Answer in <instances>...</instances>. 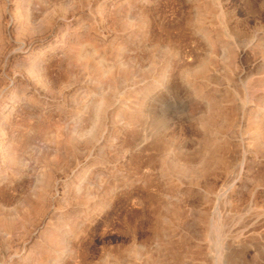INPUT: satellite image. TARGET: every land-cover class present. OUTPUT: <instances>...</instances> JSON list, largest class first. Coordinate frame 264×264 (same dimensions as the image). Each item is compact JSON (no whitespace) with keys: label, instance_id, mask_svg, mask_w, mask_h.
<instances>
[{"label":"rangeland","instance_id":"rangeland-1","mask_svg":"<svg viewBox=\"0 0 264 264\" xmlns=\"http://www.w3.org/2000/svg\"><path fill=\"white\" fill-rule=\"evenodd\" d=\"M125 1L0 0V120L13 113L0 121V264H264V137L252 130L264 131V0H219L240 29L230 37L213 17L193 29L207 0H149L143 51L109 16L133 15ZM93 47L130 73L96 122L103 90L70 61ZM170 66V89L135 95ZM127 96L148 111L136 144L117 118Z\"/></svg>","mask_w":264,"mask_h":264},{"label":"bare ground","instance_id":"bare-ground-1","mask_svg":"<svg viewBox=\"0 0 264 264\" xmlns=\"http://www.w3.org/2000/svg\"><path fill=\"white\" fill-rule=\"evenodd\" d=\"M139 1V2H138ZM136 0L135 2H137V3H135V2H133V0H126L123 4H122V6H123V8H128V9H130V10H132V7L134 8L133 10H134V14L132 15H130V14H128L129 12H125V14L124 15H122L121 16V6H116V7H114L112 10L110 9V11H108V10H106L105 9V6H104V4H102L101 5V8L99 9V12H100V17H101V19L103 20V18L105 17L104 16V14H106V11H108V13H109V16L110 17H113V16H111L110 15V13L111 14H114L117 18H119V19H121V21L120 22H122L123 23V25H124V27H125V29H128V30H130V32L132 33V34H130L132 37H133V39L135 40L136 39V41H137V44L141 47H143V48H141L142 49V51L148 46V41H149V39L147 38V36L145 35V32H148V29L151 27H149L148 28V25H149V21H148V16L146 15L147 14V12H145V6L146 5H148V3H149V0ZM187 1H189V2H193V0H187ZM224 1V0H223ZM222 2V1H221ZM202 3L203 4H201V3H199V7L197 8V13H196V15H195V19L192 21L193 22V29L195 28V31L197 30V31H201V30H203L204 28L202 27L203 25H202V18L203 17H209V18H211V17H213V18H217V20H218V24H219V32L221 33V35L223 34V35H225L226 37H230V36H235L236 35V32H238L240 29H238V27L239 26H237L238 24L236 23H233L232 21L233 20H231L233 17L230 15V13H227V11L226 10H222V7H220V5H219V0H207L206 2H203L202 1ZM228 3V2H227ZM243 3V2H242ZM195 4V3H194ZM74 5V4H73ZM224 5V4H223ZM226 5V4H225ZM100 6V5H99ZM224 8V7H223ZM246 8H248V7H246ZM229 10V9H228ZM59 13L60 12H62V10H60V8L57 10ZM128 11V10H127ZM194 11V10H193ZM113 12V13H112ZM230 12V11H229ZM248 12V11H247ZM150 14V13H149ZM148 14V15H149ZM231 16V17H230ZM35 15H31V21H32V23H34V22H36L35 21ZM115 18V17H114ZM114 18H113V21H115L116 20V18H115V20H114ZM193 19V18H192ZM234 19V18H233ZM150 21H151V19H150ZM118 23V22H117ZM150 24H151V22H150ZM38 26H39V24H38ZM48 26V25H47ZM49 26H50V28L52 29V25L51 24H49ZM241 26V25H240ZM38 28H40V27H38ZM49 28V29H50ZM65 28V27H64ZM50 29V30H51ZM67 29L68 28H65V30L64 31H62V29L61 30H59V33L57 32L56 33V36L58 37V38H60V44L62 45V43H63V39H65V37H67L69 34H67L68 32H67ZM124 29V30H125ZM189 29V28H188ZM25 31V30H24ZM52 31V30H51ZM57 31V30H56ZM55 31V32H56ZM127 31V30H126ZM193 31V30H192ZM195 31H193V32H195ZM63 32H65L64 34H63ZM150 32V31H149ZM148 32V33H149ZM242 32V31H241ZM151 33V32H150ZM199 33V32H198ZM219 33V34H220ZM55 34V33H54ZM127 34V33H126ZM238 34V33H237ZM71 35V34H70ZM127 35H129V34H127ZM200 35H202L201 33H200ZM199 35V36H200ZM208 35H209V33H208ZM222 35V36H223ZM241 35V34H240ZM244 35H246V34H244ZM151 36V35H150ZM197 36V35H196ZM149 37V36H148ZM129 38V37H128ZM203 38V37H202ZM210 38V37H209ZM236 38H238V37H236ZM252 38V37H251ZM67 39V38H66ZM240 39V38H239ZM238 39V40H239ZM263 39V38H262ZM129 40H131L130 38H129ZM247 40V39H246ZM261 39H259V41H260ZM264 40V39H263ZM237 41V40H236ZM240 41V40H239ZM252 41V40H251ZM258 41V40H257ZM58 42V41H57ZM65 42V41H64ZM135 42V41H134ZM154 42V41H153ZM245 42V41H244ZM255 42V41H254ZM253 42V43H254ZM136 43V42H135ZM134 43V44H135ZM162 43V42H161ZM243 43V42H242ZM56 45V48L58 49V44L57 43H55ZM64 44H66V43H64ZM70 44V43H69ZM156 44V43H155ZM167 44V43H166ZM172 44V43H171ZM257 44V43H256ZM72 45V44H71ZM161 45V44H160ZM169 45H170V43H169ZM254 45V44H253ZM259 45V44H258ZM261 45V44H260ZM80 46H82L81 44L79 45V47ZM157 46V45H156ZM164 46V45H163ZM168 46V45H167ZM73 47V46H72ZM71 47V48H72ZM137 47V46H136ZM255 47V46H254ZM263 47V46H262ZM62 48V47H61ZM75 48V47H74ZM162 48V47H161ZM170 48H172V47H170ZM53 49H54V47H53ZM175 48H172V50H174ZM97 50V49H96ZM95 49H94V47L92 48V49H90V51H88V52H85V51H82V50H80V48H77V49H74L73 50V55H72V57H71V59H70V61L72 60V66L74 67V68H76V70L78 69V70H81L82 72H84L85 74H88V72H90V74H93L92 75V77L94 78V80H95V83L99 86V89H100V91L101 90H103L102 91V97L99 99L100 100V102L99 103H97L98 105L96 106V108H95V112L91 115V117H92V120L94 121V122H96L97 120H99V118H101L102 117V115L104 116V114H103V112H105V110H106V107H107V105H108V101H109V99H108V97L110 96V94H111V96H116V94H117V87H118V85L120 84V82L121 81H125V80H127L128 81V79L130 78V73H128L126 70H125V67L127 66V65H125L124 63H122L121 62V64H119V63H117V64H111V63H109V62H107V60L104 58V56L102 57V56H100L99 54H98V52L96 51ZM117 50H118V48H117ZM121 50V49H120ZM140 50V49H139ZM138 50V51H139ZM176 50V49H175ZM263 50V49H262ZM56 51V50H55ZM54 51V52H55ZM264 51V50H263ZM72 52V51H71ZM262 53H264V52H262ZM195 54V53H194ZM2 55V53H0V56ZM44 55V54H43ZM263 55V54H262ZM178 56V66H177V68H178V71H182L183 69L184 70H186L187 68V63H185V59H183V55H181L180 56V52H179V54L177 55ZM200 56V55H199ZM10 57H11V55H7L6 54V56H5V59H4V61H5V64H8V61H10L9 59H10ZM137 57V56H136ZM234 57V56H233ZM42 58H43V56H42ZM117 58V57H116ZM139 58H140V56H139ZM138 58V59H139ZM174 58V57H173ZM194 58V57H193ZM192 58V59H193ZM264 58V57H263ZM262 58V59H263ZM141 59V58H140ZM139 59V60H140ZM39 62H37V64L34 66V71L35 70H42L43 69V64H42V59H41V55L39 56ZM118 60V59H117ZM143 60V59H142ZM235 60V59H234ZM65 61V60H64ZM115 61V60H114ZM131 61H133L132 62V67H136V66H138L139 65V61L136 59H131ZM130 61V62H131ZM179 61H180V63H179ZM189 61V60H188ZM200 61V60H199ZM68 62V61H67ZM119 62V61H118ZM142 62V61H141ZM172 62V61H171ZM195 62H196V60H195ZM235 62V61H234ZM69 63H71V62H69ZM176 63V65H177V62H175ZM184 63L186 64V67L185 68H183L185 65H184ZM193 64V63H192ZM9 65V64H8ZM170 65H171V63H170ZM70 66V65H69ZM128 66H130V65H128ZM175 66V65H174ZM172 67L171 68V66L169 67V68H165L164 70H163V72H161L159 75H158V77H156L155 79H153L152 81H151V83H149V85H147L145 88H144V90L143 91H139L138 93H135V95L137 94V96H144V97H148L149 95L150 96H153V94L152 93H154V92H156V91H159L161 88H163L164 90L166 89V90H168V89H170V85H172V83H173V81H174V79L175 78H177L176 77V75L178 76V72L176 73V70H175V72H174V68L175 67ZM195 66V65H194ZM71 67V66H70ZM128 68V67H127ZM176 68V69H177ZM191 68V67H190ZM199 69L200 70H196L194 73L192 72V74H191V77L193 76L194 78H196V77H198L199 78V76H201L203 73H204V71H205V66H202V67H199ZM133 70V69H132ZM183 70V71H184ZM31 71H33L32 69H31ZM36 71V72H37ZM185 72V71H184ZM32 73V72H31ZM183 72H181V74H182ZM188 73V72H187ZM189 74V73H188ZM151 75V74H150ZM179 75H180V73H179ZM182 76H183V74H182ZM181 76V77H182ZM180 76H179V78H181ZM183 78H185V77H183ZM261 83V82H260ZM120 87V86H119ZM162 90V89H161ZM100 93V92H99ZM101 94V93H100ZM109 94V95H108ZM152 94V95H151ZM100 96V95H99ZM110 96V97H111ZM114 96V97H115ZM128 98L127 99H125V100H127V102H128V104H125L124 105V107H122V108H120V110L121 111H123L122 113V115H118V121L120 122L119 124L122 126V128L124 127V128H126L125 130H127L128 131V129L129 130H133L134 132V134L133 135H131V136H129V137H131V140H130V143L132 144V143H138L139 141H141V139L139 138V137H141V136H139L138 134H135V133H137V132H139V130L137 131V132H135V130L137 129V126L139 127V122L140 121H142L143 122V119L144 120H146L147 118H148V111L146 110L145 111V109H144V103H143V101L138 97V99H136V100H134V99H130V97L129 96H127ZM132 98V97H131ZM137 98V97H136ZM205 98V97H204ZM207 98V97H206ZM23 99H25V97H24V95H22L21 97H19V100L18 101H23ZM206 100V99H205ZM109 106V105H108ZM95 107V106H94ZM93 107V108H94ZM119 110V111H120ZM8 111V112H7ZM7 113L6 114H4V116H1V120L0 121H2V124H4V125H6L8 122H9V120H10V118H11V115L13 114L12 113V111L11 110H8L7 109ZM93 112V111H92ZM121 114V113H120ZM117 116V115H116ZM90 117V116H89ZM88 117V118H89ZM91 117H90V119H91ZM226 120V119H225ZM91 122V121H90ZM142 124V123H141ZM253 124V123H252ZM264 124V123H263ZM140 127H141V125H140ZM259 127H261V125L259 126ZM261 129V128H260ZM258 127L257 128H252V130H253V133L256 135V136H258L260 139L262 138L263 139V137H264V131H262V130H260ZM124 130V131H125ZM59 132V131H58ZM131 133V132H130ZM140 134V133H139ZM80 134L79 133H72L71 134V136H70V138H69V140L67 141V143H69V144H72V142L74 141V140H80L81 138L80 137H78ZM135 135V136H134ZM136 135H137V137L140 139V140H138V138H135L136 137ZM1 138V137H0ZM60 138V137H59ZM80 138V139H79ZM258 138V139H259ZM58 139V138H57ZM76 140V141H77ZM137 140H138V142H137ZM258 141V140H257ZM75 142V141H74ZM74 142H73V146H74ZM78 142V141H77ZM154 142V141H153ZM253 143H255V142H253ZM134 144V145H135ZM156 144H158L157 142H156ZM70 147H72V145H69ZM75 146H76V143H75ZM167 149V148H166ZM3 154H5V152L3 153ZM7 156V155H6ZM13 156V155H12ZM10 157V156H9ZM181 157V156H180ZM179 157V158H180ZM2 158L4 159V156H2L1 154H0V161H3L2 160ZM7 159V158H6ZM60 159V158H59ZM186 159V158H185ZM180 160H182V159H180ZM179 160V161H180ZM184 160V159H183ZM182 160V161H183ZM224 160V159H223ZM185 161V160H184ZM223 162V161H222ZM5 163V162H4ZM13 163V162H12ZM179 163V162H178ZM183 163H185V162H182L181 164H183ZM10 164V163H9ZM186 165V164H185ZM7 166V165H6ZM11 167V166H10ZM22 168H27V166L26 165H24ZM179 168H181L180 166H179ZM6 169V168H5ZM4 169V170H5ZM10 170V169H9ZM189 170V169H188ZM0 175H1V173H0ZM9 173L8 172H6V174L5 175H3L2 174V176L0 177L1 179H3V180H7L9 177ZM8 177V178H7ZM51 180V179H50ZM8 181V180H7ZM49 181V180H48ZM52 181V180H51ZM2 182V181H1ZM0 182V183H1ZM2 183H4V182H2ZM49 184V186H50V183H48ZM34 189V188H33ZM49 189H52V188H49ZM48 189V187L47 186H45V187H41L40 188V190H38V188H37V190H36V192L33 190V195H34V197H35V199L36 200H38V201H43V200H45V198H47L48 197V195H49V192L47 193V191L49 190ZM51 194V193H50ZM51 197V196H50ZM49 198V197H48ZM47 198V199H48ZM46 202H48V201H46ZM43 204H44V202H43ZM18 216V215H17ZM40 217V216H39ZM5 218V217H4ZM3 220H5V219H3ZM2 220V221H3ZM10 221V220H9ZM4 227V226H3ZM1 228V227H0ZM10 231V230H9ZM1 237H3V239H4V242L6 243V241L8 242L10 239H11V233L10 232H8V230H2L1 231ZM134 241V240H133ZM133 247H134V245H132ZM72 248V247H71ZM123 250V249H122ZM125 250V249H124ZM69 251H70V249H69ZM72 251V250H71ZM74 252V251H73ZM122 254V253H121ZM121 254H120V256H121ZM152 254V253H151ZM69 255V254H68ZM122 256H124V255H122ZM111 258V257H110ZM115 258V257H114ZM148 258H150V256L148 257ZM158 258V257H157ZM156 258V259H157ZM111 259H113V258H111ZM121 259V258H120ZM150 259H153L152 257L150 258ZM155 259V261H157ZM159 259H161V258H159ZM22 260H25V258H23ZM119 260V259H118ZM118 260H117V262H115V261H113V262H115L116 264L117 263H120L121 261H119L118 262ZM148 260V259H147ZM26 261V260H25ZM77 261V260H76ZM125 261V260H124ZM149 261V260H148ZM151 261V260H150ZM149 261V262H150ZM153 261V260H152ZM155 261H153V262H155ZM146 262V261H145ZM152 262V264H154ZM159 264H161L160 262H158ZM163 263V262H162ZM55 264H57V263H55ZM146 264H148V262L146 263ZM151 264V263H150ZM155 264H157V263H155Z\"/></svg>","mask_w":264,"mask_h":264}]
</instances>
